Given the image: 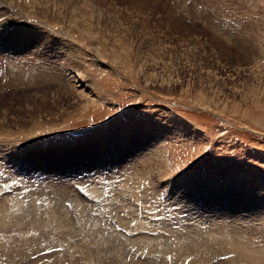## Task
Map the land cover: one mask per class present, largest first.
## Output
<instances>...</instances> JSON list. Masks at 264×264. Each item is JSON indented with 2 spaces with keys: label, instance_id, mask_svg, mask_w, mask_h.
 I'll return each mask as SVG.
<instances>
[{
  "label": "rangeland",
  "instance_id": "1",
  "mask_svg": "<svg viewBox=\"0 0 264 264\" xmlns=\"http://www.w3.org/2000/svg\"><path fill=\"white\" fill-rule=\"evenodd\" d=\"M23 2L52 65L0 55V264H263L215 240L264 252V0Z\"/></svg>",
  "mask_w": 264,
  "mask_h": 264
},
{
  "label": "bare ground",
  "instance_id": "2",
  "mask_svg": "<svg viewBox=\"0 0 264 264\" xmlns=\"http://www.w3.org/2000/svg\"><path fill=\"white\" fill-rule=\"evenodd\" d=\"M3 2V4H7L9 5V8L10 9H15L14 6V1H20V0H0ZM21 1H24L23 3H26L27 0H21ZM23 6L22 9L20 10V12L22 13H26L27 15H34V11L32 9V7H26L25 5H21ZM6 8H4L3 6H0V18L2 17H5V16H8L9 15V10H7ZM19 12V13H20ZM32 17V16H31ZM37 28L35 29H28L27 28H24V30H21L24 34L21 35V39L20 40H17V43L14 44L13 41H11V39L13 38V32L10 31V26L7 25V22H4L0 24V36H4L3 39L0 40V55L3 56H7L6 59L10 62V61H13L15 60V58H19L21 59L20 61L24 60L27 65H26V68L27 70L23 73H20V71H18V73H12V74H16L12 77V81L15 83V82H19L18 80L23 81V82H27V80H31L32 83H36V85H39L42 84L43 82H46V78L48 77V73H51L50 69L48 68H44L45 65L49 64V65H52L51 64V54H46L45 53V48H43L42 46L44 45L41 40H42V36H43V28H39L38 26H36ZM20 29V28H19ZM18 29V31H19ZM14 32L16 31L15 29L13 30ZM20 32V31H19ZM20 34V33H19ZM15 41V40H14ZM39 42H41L42 44H40L39 46H37L39 44ZM18 59V61H19ZM19 61V62H20ZM8 62V63H9ZM16 62H17V59H16ZM13 64V63H12ZM11 64V66H12ZM18 64H23L22 63H18ZM28 66V67H27ZM54 66V65H53ZM16 67V65H14L12 68ZM24 67V66H23ZM51 68V67H50ZM23 69V68H22ZM11 70V69H10ZM17 70V68H16ZM15 70V71H16ZM12 72L14 70H11ZM50 71V72H49ZM58 73V72H57ZM57 73H53L54 77L57 75ZM50 75V74H49ZM52 77V75H50ZM49 76V77H50ZM18 79V80H17ZM30 82V81H29ZM27 84V83H26ZM6 207V206H5ZM6 210V209H5ZM5 210H0V219L1 220H4L6 219V213H5ZM9 211V210H8ZM125 211V210H124ZM18 214V213H17ZM16 214V216H17ZM7 215H8V212H7ZM48 215V214H47ZM50 215V219H53L52 221L54 222V224H56L57 222V218H56V215H55V212L51 211L49 213ZM11 217V216H10ZM20 218H22L21 216H19ZM48 217V216H47ZM110 217V216H109ZM112 217V216H111ZM17 218V217H15ZM48 219V218H47ZM46 219V221H47ZM109 219V218H108ZM111 219V218H110ZM8 220V219H7ZM11 220V219H10ZM14 220V219H13ZM3 222V221H2ZM13 222V221H12ZM52 222V223H53ZM58 223V222H57ZM168 224V223H167ZM170 224V223H169ZM168 226V225H167ZM170 226V225H169ZM216 225H213L212 227H215ZM218 227V226H217ZM220 227V226H219ZM162 228V227H161ZM27 229V228H26ZM245 229V228H244ZM124 230V229H123ZM221 230V229H220ZM219 230V231H220ZM132 232L128 233V234H132ZM172 233V232H171ZM226 233V232H224ZM239 233V232H238ZM23 234V233H22ZM1 235V234H0ZM175 235V234H174ZM179 235V234H178ZM9 236V235H8ZM25 236V235H24ZM30 236V235H29ZM124 236V235H123ZM131 236V235H130ZM7 236H5L6 238ZM184 237V236H183ZM223 237V236H222ZM28 238V237H27ZM244 238V237H242ZM241 238V240H242ZM219 238H217L215 240V242H217V244L219 246H228L230 251H228L227 253H224V254H228L230 253V255H234L235 253H237L239 255H242V257H247V258H250L252 261L257 259L256 261H262L261 263L264 264V252H261V251H258V250H255L253 249V245L249 244V243H244L243 241V244L240 246L238 241H235L234 239H230V238H227L228 240H225V239H221V240H218ZM22 240V238L20 239ZM25 241V240H23ZM28 241V240H27ZM245 241V240H244ZM20 242V241H19ZM18 242V243H19ZM22 242V241H21ZM29 243V242H28ZM223 244V245H221ZM19 245H22L19 243ZM24 245V243H23ZM250 246V247H249ZM24 247V246H23ZM219 248V247H218ZM226 248V247H225ZM23 249V248H22ZM221 249V248H220ZM224 251V250H223ZM199 252V251H197ZM253 252H257L256 254H258L260 257H257L255 258L253 254ZM221 254V253H220ZM219 254V255H220ZM235 254V258L236 255ZM85 255V254H83ZM217 255V254H216ZM218 255V256H219ZM223 255V253L221 254ZM257 255V256H258ZM137 256V255H136ZM240 258V257H239ZM246 258V259H247ZM235 260V259H234ZM237 260V259H236ZM243 260V259H242ZM238 261H240V259H238ZM237 261V262H238ZM76 263V262H75ZM74 263V264H75ZM241 263V261H240ZM259 264V263H258Z\"/></svg>",
  "mask_w": 264,
  "mask_h": 264
}]
</instances>
